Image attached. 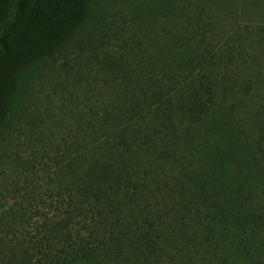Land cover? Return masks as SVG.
<instances>
[{
	"label": "trees",
	"instance_id": "trees-1",
	"mask_svg": "<svg viewBox=\"0 0 264 264\" xmlns=\"http://www.w3.org/2000/svg\"><path fill=\"white\" fill-rule=\"evenodd\" d=\"M103 1L0 0L8 20L0 32V264H81L155 232L154 201L165 202L179 179L165 166L178 154L182 119L199 122L228 95L216 65L212 80L190 67L191 77L175 76L156 35L128 36L130 25L83 35L88 14L104 15L96 9ZM27 55L52 56L73 73L54 83L45 76V105L18 117L8 111V77ZM246 111L263 125L255 108Z\"/></svg>",
	"mask_w": 264,
	"mask_h": 264
},
{
	"label": "rangeland",
	"instance_id": "rangeland-1",
	"mask_svg": "<svg viewBox=\"0 0 264 264\" xmlns=\"http://www.w3.org/2000/svg\"><path fill=\"white\" fill-rule=\"evenodd\" d=\"M96 9L104 15L88 14L83 35L113 36L129 25L128 36L156 35L175 76L191 77L190 67L212 80L216 65L225 80L215 82L228 95L199 122L182 119L178 154L165 166L171 180L179 179L165 202L154 201L156 231L142 232L120 255L86 254L80 263L264 264V0H104ZM113 16L119 26L111 27ZM7 21L0 8V32ZM72 73L52 56H25L8 77L9 114L19 117L31 103L42 109L49 92L45 76L54 83ZM249 107L259 112L262 126ZM143 215L133 214L135 220Z\"/></svg>",
	"mask_w": 264,
	"mask_h": 264
}]
</instances>
